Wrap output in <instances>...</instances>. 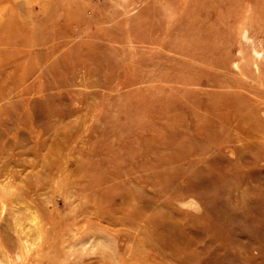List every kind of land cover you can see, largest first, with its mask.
<instances>
[{"label": "rangeland", "instance_id": "rangeland-1", "mask_svg": "<svg viewBox=\"0 0 264 264\" xmlns=\"http://www.w3.org/2000/svg\"><path fill=\"white\" fill-rule=\"evenodd\" d=\"M263 54L264 0H0V264H264Z\"/></svg>", "mask_w": 264, "mask_h": 264}, {"label": "bare ground", "instance_id": "bare-ground-1", "mask_svg": "<svg viewBox=\"0 0 264 264\" xmlns=\"http://www.w3.org/2000/svg\"><path fill=\"white\" fill-rule=\"evenodd\" d=\"M28 18V17H27ZM263 56H264V54H263ZM261 59V58H260Z\"/></svg>", "mask_w": 264, "mask_h": 264}]
</instances>
